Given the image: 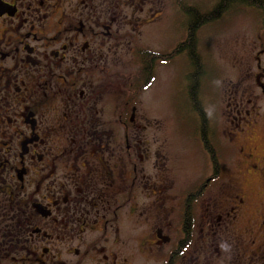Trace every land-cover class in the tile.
I'll list each match as a JSON object with an SVG mask.
<instances>
[{
  "label": "flooded vegetation",
  "instance_id": "obj_1",
  "mask_svg": "<svg viewBox=\"0 0 264 264\" xmlns=\"http://www.w3.org/2000/svg\"><path fill=\"white\" fill-rule=\"evenodd\" d=\"M168 5L187 21L169 29ZM188 9L0 0V264H264V69L256 56L201 102ZM181 57L199 147L185 187L166 151L172 87L150 91Z\"/></svg>",
  "mask_w": 264,
  "mask_h": 264
},
{
  "label": "rangeland",
  "instance_id": "obj_2",
  "mask_svg": "<svg viewBox=\"0 0 264 264\" xmlns=\"http://www.w3.org/2000/svg\"><path fill=\"white\" fill-rule=\"evenodd\" d=\"M168 1L170 3L171 0ZM184 1L197 7L200 13L208 12L217 2V0ZM162 18V21H167L169 29L178 26L174 25L178 21H187L185 15L170 5ZM196 52L202 70L199 99L206 105H217L224 85L237 82L243 78L247 70L256 68V56L259 57V63L264 69V22L261 11L246 4L233 5L217 19L199 27ZM176 60L156 69L157 77L150 91L158 89L164 91L168 85L172 87V90H167L170 95L168 103L162 104L166 109V151L170 157L169 166L172 163L174 172L178 169L177 187H185L189 183L188 179L191 181L198 171L196 161L199 158L197 157L199 147L193 139L196 129L195 116L192 112V116L188 114L187 103L185 100L182 102L180 98V95L184 96L186 82L183 81V74L186 69L184 71L182 57ZM172 99L175 102L179 99L177 105H172ZM213 121L212 123L218 127V118Z\"/></svg>",
  "mask_w": 264,
  "mask_h": 264
},
{
  "label": "trees",
  "instance_id": "obj_3",
  "mask_svg": "<svg viewBox=\"0 0 264 264\" xmlns=\"http://www.w3.org/2000/svg\"><path fill=\"white\" fill-rule=\"evenodd\" d=\"M235 4H246L248 6L257 8L261 11L264 22V0H217L212 9L206 13L197 12L193 16L192 10L190 9L183 10V13L192 18V21H194V25H198L199 27H201L202 25L214 19H217L222 12H225L230 7L232 8V6ZM183 48L190 50L196 49V41L191 35H189L187 41L184 43ZM194 90L195 89L193 87V93Z\"/></svg>",
  "mask_w": 264,
  "mask_h": 264
}]
</instances>
